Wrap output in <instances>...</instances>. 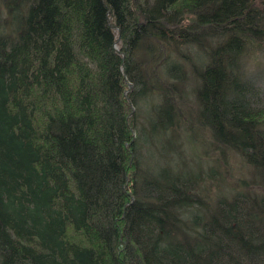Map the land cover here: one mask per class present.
Here are the masks:
<instances>
[{"label": "trees", "instance_id": "trees-1", "mask_svg": "<svg viewBox=\"0 0 264 264\" xmlns=\"http://www.w3.org/2000/svg\"><path fill=\"white\" fill-rule=\"evenodd\" d=\"M254 57L264 0H0V264H264ZM184 63L190 141L248 167L231 193L142 162L176 151Z\"/></svg>", "mask_w": 264, "mask_h": 264}, {"label": "rangeland", "instance_id": "rangeland-1", "mask_svg": "<svg viewBox=\"0 0 264 264\" xmlns=\"http://www.w3.org/2000/svg\"><path fill=\"white\" fill-rule=\"evenodd\" d=\"M188 49L190 51V48ZM191 51L198 54L199 56L201 55L200 51H193V48H191ZM185 52H187V50ZM247 61V68L250 70V72L257 73V71L259 70H264L263 57H254L247 59ZM185 67H187V79H189L187 85L185 86V89H188L185 96L188 105L184 104L185 106H183L181 109V112L183 113L182 123L180 124V126L182 127L181 134L179 133V135L174 138L176 151L174 153L169 152V155L161 156L160 149H162L163 145L159 147H157V145L153 147L151 146L147 148V150L145 149V154H147L149 158L144 159L142 162H146V164H148V167H155L157 164H164V162L168 164H174L175 162L181 160L186 161V165L188 166V168H191L192 170H196L199 168L201 173L203 172L204 175H207L206 177L208 178V180L212 181V183L214 184L212 189L210 190V194L212 196L224 195L225 193H228V191H230L231 193L232 190L240 187L238 186L240 180L249 181L250 177L248 167L245 164L244 160L241 159V157H236L237 155L235 154H229L228 157L226 156V158L225 156H221L220 151H211L207 152L209 154V157H205L201 154L203 153V150H205V147L201 143L195 144V142L190 141L193 138V132L192 130L188 131L186 124L184 123V118L186 121L187 119L193 118L191 113L192 107L190 104L195 103L194 93L192 91V88H194L195 85L192 81L193 76L191 74L189 64L186 63ZM261 77V81L263 82L264 75H261ZM149 105L150 100H148L146 103V106ZM188 135H190L191 138H189ZM165 149L166 147H164L163 150ZM198 153H200L199 155L203 157H199ZM212 170L215 172L213 173L215 174L213 175L215 177L208 176V174L211 173ZM205 180L207 181V179Z\"/></svg>", "mask_w": 264, "mask_h": 264}, {"label": "bare ground", "instance_id": "bare-ground-1", "mask_svg": "<svg viewBox=\"0 0 264 264\" xmlns=\"http://www.w3.org/2000/svg\"><path fill=\"white\" fill-rule=\"evenodd\" d=\"M186 63H184V65H185ZM189 80V79H188Z\"/></svg>", "mask_w": 264, "mask_h": 264}]
</instances>
